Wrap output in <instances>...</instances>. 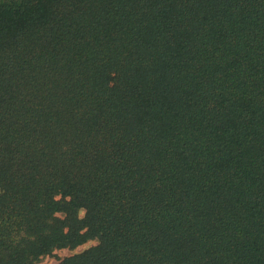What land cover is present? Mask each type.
<instances>
[{"label": "trees", "instance_id": "trees-1", "mask_svg": "<svg viewBox=\"0 0 264 264\" xmlns=\"http://www.w3.org/2000/svg\"><path fill=\"white\" fill-rule=\"evenodd\" d=\"M91 242L264 264V0H0V264Z\"/></svg>", "mask_w": 264, "mask_h": 264}, {"label": "rangeland", "instance_id": "rangeland-1", "mask_svg": "<svg viewBox=\"0 0 264 264\" xmlns=\"http://www.w3.org/2000/svg\"><path fill=\"white\" fill-rule=\"evenodd\" d=\"M83 216V214H81V217ZM94 243H88L86 245L80 246L74 250H69V249H61V250H57L55 251L52 255L46 256L44 258L41 259V263L43 264H58L59 262H61L63 259L70 257L74 254H78L83 252L84 250H86L87 248H89L90 246H92Z\"/></svg>", "mask_w": 264, "mask_h": 264}]
</instances>
